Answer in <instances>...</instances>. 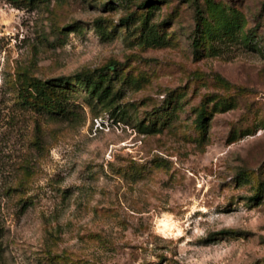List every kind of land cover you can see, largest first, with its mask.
<instances>
[{
	"label": "rangeland",
	"instance_id": "rangeland-1",
	"mask_svg": "<svg viewBox=\"0 0 264 264\" xmlns=\"http://www.w3.org/2000/svg\"><path fill=\"white\" fill-rule=\"evenodd\" d=\"M0 264H264V0H0Z\"/></svg>",
	"mask_w": 264,
	"mask_h": 264
},
{
	"label": "trees",
	"instance_id": "trees-1",
	"mask_svg": "<svg viewBox=\"0 0 264 264\" xmlns=\"http://www.w3.org/2000/svg\"><path fill=\"white\" fill-rule=\"evenodd\" d=\"M14 4L20 3L21 0H10ZM76 85L83 86L84 90L91 96L102 100L104 90L102 76H98L97 81H93L92 77L82 74H76L73 77ZM69 82V81H67ZM62 78L41 81L31 79L29 86L22 88L21 98L25 105L36 113H47L52 115H62L66 111V93L62 89Z\"/></svg>",
	"mask_w": 264,
	"mask_h": 264
}]
</instances>
